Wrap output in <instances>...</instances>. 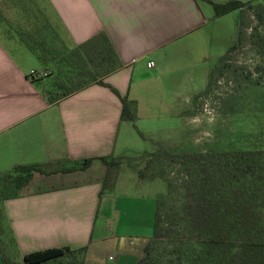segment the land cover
<instances>
[{"label":"crops","instance_id":"crops-1","mask_svg":"<svg viewBox=\"0 0 264 264\" xmlns=\"http://www.w3.org/2000/svg\"><path fill=\"white\" fill-rule=\"evenodd\" d=\"M209 1L229 0H0V264H24L25 256L62 248H86L75 264L139 262L152 235L154 199L144 207L140 200L118 206L114 190L126 187V178L136 180L137 171L126 177L120 165L113 189L101 193L107 164L100 159L133 152L144 160L145 149H131L133 131L148 138L165 120L176 123V99L184 100V113L192 110L207 86V63L223 56L237 36V11L216 17ZM20 10H27L23 18ZM37 27H45L59 53L104 32L122 66L103 78L105 85L50 104L43 95L50 73L20 38ZM36 74L39 81L32 83ZM120 98L136 102L135 125L121 120ZM159 115L168 118L159 123ZM167 130L169 145L157 147L175 150L176 129ZM88 159L84 171L5 178L16 167L51 171ZM117 211L126 233L113 230Z\"/></svg>","mask_w":264,"mask_h":264},{"label":"trees","instance_id":"trees-1","mask_svg":"<svg viewBox=\"0 0 264 264\" xmlns=\"http://www.w3.org/2000/svg\"><path fill=\"white\" fill-rule=\"evenodd\" d=\"M209 4L216 17L234 11L239 12V16L246 10L251 12L255 19L251 45L264 62V0H229L225 3L209 1ZM20 38L42 66H46V70L51 67L52 73L54 70L57 73L60 67L66 69L65 73L57 78H54L56 73H53V82H48L44 87L43 95L50 104L89 85H105L103 78L122 66L104 32L73 49L66 51L63 48V53L56 51L54 38L45 27H37L29 34L22 33ZM238 41L237 31L235 43L210 69L207 86L203 92L207 93L227 70L229 54L236 50ZM261 69H264L263 66L255 67L256 71ZM250 75L251 73H247V78ZM36 76L37 74L30 77L32 83L39 81ZM112 91L117 94L114 89ZM120 101L121 120L134 124L137 119L136 102L127 98H120ZM259 109L264 110V106ZM154 157L169 159L170 163H176L185 170L191 167L193 169V183L196 188L194 212L189 218L191 231L188 226L181 230L184 240H179V260L185 264H264V152L207 151L175 154L166 149H158L155 153L147 154L145 165L137 172L139 181L150 182L156 178ZM120 159H100L107 164L101 193L110 191L115 186ZM91 162L92 160L88 159L56 164L51 171H45L41 166L16 167L5 178L16 173L52 175L84 171ZM159 204L158 201L154 211L152 239L148 240L143 256L137 264H163L158 256H153L155 240L164 233L163 229H166V235L171 239L172 230L179 222L177 213L162 216ZM85 252L86 248L74 251L68 248L52 249L25 256L23 262L45 264L66 256H82Z\"/></svg>","mask_w":264,"mask_h":264},{"label":"rangeland","instance_id":"rangeland-1","mask_svg":"<svg viewBox=\"0 0 264 264\" xmlns=\"http://www.w3.org/2000/svg\"><path fill=\"white\" fill-rule=\"evenodd\" d=\"M19 12L23 18L27 10H20ZM33 14L35 15L36 12ZM29 15L31 16L32 13ZM233 16L236 19L241 17L237 28L239 41L236 50L229 54L228 67L224 74L218 78L207 93L202 92L193 99V107L190 112L184 113L186 110L184 100L176 99V123H168L165 120V123H162L163 126L158 125L160 130L148 138L140 135L138 131H133V137L128 138L132 150L145 149L147 153H155L159 143L169 145L170 137L163 133L167 132V129H176L175 150L172 147H164L172 149L171 151L175 154L206 153L207 151L220 153L264 152V110L259 109L264 106V69L255 70L256 66H263L264 68V62L251 45L255 19L248 10L240 16L238 12ZM23 21L27 20L23 19ZM33 23H35L34 20ZM12 27L18 31L21 30L18 27ZM59 47L62 46L59 45ZM214 53L213 55H215ZM213 57L217 58V56ZM217 60L218 58L207 63L210 69ZM44 67L46 66L43 65L42 68ZM47 70L50 73L48 80L52 83L54 80L53 73L55 74L56 70L53 73L51 67ZM58 71L54 78L60 77L66 69L60 67ZM247 73H251L249 78L246 76ZM158 108L161 107L158 106ZM177 113H184L185 115L178 116ZM167 118L159 115V123H161V119ZM162 128L165 131H162ZM136 143L139 144V147L136 146ZM123 157L120 159V165L123 166L125 172L123 175L126 174V177L130 173L138 172L145 165L147 159V155L142 160L140 154L133 152L125 153ZM139 165L141 166L139 167ZM153 165L156 174L155 179L150 182L140 181L142 184L138 185L136 184L139 181L137 178L132 182L125 177L127 185L117 188V191L114 190L113 201L118 202V206L123 205V201H133L134 203L138 200L142 202V205H146L147 200L154 199V209L159 201L162 216L168 213H177L179 222L172 230V238L169 239L166 235V229H163L164 233L157 241L155 240L153 256H158L163 264H185L178 258V251L180 250L178 244L180 243L179 240H184L181 230H184L186 226L191 228L189 218L194 212V193L196 191L193 183V169L191 167L185 170L176 163H170L169 159L156 157H154ZM104 200L106 199H103V202ZM132 211L134 212V210ZM110 213L111 219L115 214L114 211H110ZM126 214L132 215V212L128 210ZM102 215L101 210L100 216ZM117 215L116 222H112L113 230L116 233H126L129 228L123 224L122 212L117 211ZM144 223L138 226V231L143 232L146 228ZM150 223L151 220L148 222V227L151 230ZM186 237L188 238L189 235ZM149 239H152V235ZM78 261L77 256H66L52 262L53 264H75Z\"/></svg>","mask_w":264,"mask_h":264},{"label":"built area","instance_id":"built-area-1","mask_svg":"<svg viewBox=\"0 0 264 264\" xmlns=\"http://www.w3.org/2000/svg\"><path fill=\"white\" fill-rule=\"evenodd\" d=\"M147 66L150 68V67H152V66H153V64H152V63H149Z\"/></svg>","mask_w":264,"mask_h":264}]
</instances>
